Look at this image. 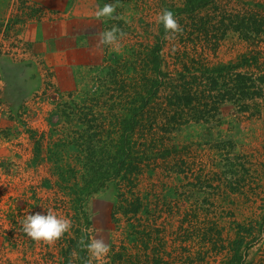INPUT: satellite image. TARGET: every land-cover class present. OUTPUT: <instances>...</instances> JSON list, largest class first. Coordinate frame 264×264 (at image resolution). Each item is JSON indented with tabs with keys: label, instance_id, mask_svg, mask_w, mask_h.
I'll return each mask as SVG.
<instances>
[{
	"label": "rangeland",
	"instance_id": "1",
	"mask_svg": "<svg viewBox=\"0 0 264 264\" xmlns=\"http://www.w3.org/2000/svg\"><path fill=\"white\" fill-rule=\"evenodd\" d=\"M185 1L118 0L123 19L98 20L97 7L117 0H0V264H86L75 239L93 225L111 244L108 264H264V96L174 105L185 75L256 48L264 61V35L246 40L234 27V14L261 11L254 5L264 0L177 14L183 32L165 39L156 15ZM113 25L126 33L121 48L97 47V33ZM249 68L237 71L260 70ZM155 87L145 108L154 128L133 134L138 170L104 182L76 217L74 192L93 168L115 171L120 96ZM21 205L25 214L51 208L72 227L54 244L36 242L15 228Z\"/></svg>",
	"mask_w": 264,
	"mask_h": 264
},
{
	"label": "trees",
	"instance_id": "2",
	"mask_svg": "<svg viewBox=\"0 0 264 264\" xmlns=\"http://www.w3.org/2000/svg\"><path fill=\"white\" fill-rule=\"evenodd\" d=\"M214 1L215 0H186L183 6H177L175 8L173 7L171 11L175 15L187 13L197 16L195 12H198L202 8L207 7ZM252 1L255 2L256 0ZM254 6L261 8V11H256L253 14H249L252 9H250L249 11H247L246 9L244 11H241V13L234 14V17L236 18L235 21L237 22L236 24H234V27L246 40H254L264 35V1H256ZM200 19L202 20V18H199V22ZM193 21H195V19H193ZM160 26L161 35L164 36L166 34L165 30L163 28V25ZM199 27H201V31L204 29V26H202V24H200ZM160 48L161 45L159 43L152 51L154 53V60L157 66L154 68H157L158 70L161 66ZM262 54L263 51L256 48L255 50H252L248 53H244L239 62H234L235 64H219L218 66H214L212 68H206L201 72V75L196 76L194 74L191 80H187L189 74H184V82L186 83L183 87V92H177V101L174 105L176 106V108H180L181 105H183V103L186 101L185 103L190 106L195 103V105H193L195 107L199 106L200 104H202L201 106L207 107L209 106L210 102H212L213 105L216 106L219 103L222 104L228 101L237 103L245 99L253 100L258 97H263L264 61H260L262 60ZM239 67H250L249 70H251L252 67H257L260 70L258 71V73H252L249 71L239 72L237 71V68ZM187 71L190 73L191 69L189 70L188 68ZM154 79H156L153 82L154 85L161 83V81H159L161 78L159 79L158 76H156ZM194 84H198V86H195ZM157 90V87L150 90H145L143 88L134 94L128 92L120 96V100L126 99V102H124L121 106V115L124 116L123 125H125V129H123L122 127L123 132L121 140L120 143L117 144L118 153L112 158V164L108 162L110 166L113 165V168L115 166V171H112V168L109 167L105 168L104 170H98V168L96 169L95 167L93 168L91 172L92 177L87 180V186L84 185L83 187L79 188L78 192H74L77 195V199L79 201H76L77 204L74 205L76 217L80 215V212H82V199H84L87 195L96 192L99 186H102L104 182L113 178H119L122 173L123 174L121 178L127 176L128 179H130V174H134L138 170V167L135 164V160L137 159L136 146L138 145V141L133 140V134L137 129L151 130L154 128V124L157 121L156 116H154L153 113L149 110V115L146 117L145 114L147 113H145V108L150 105L154 96L157 94ZM175 111L177 112L178 110ZM162 112L165 115L166 112ZM146 123H149L150 128L146 127ZM165 130H167V127L165 128ZM147 144L148 142L146 141L144 145L148 147ZM144 157V152L142 151L140 160H144ZM132 205L134 206L131 207V210L134 214H136L137 206H135V204ZM21 206L22 207L20 209L23 212H20L17 219H21L24 215H26L24 212L25 208L23 207V205ZM15 223V228H21V226L17 225V222ZM78 244L79 240L75 239L76 247H79ZM79 251L83 252V250Z\"/></svg>",
	"mask_w": 264,
	"mask_h": 264
},
{
	"label": "clouds",
	"instance_id": "3",
	"mask_svg": "<svg viewBox=\"0 0 264 264\" xmlns=\"http://www.w3.org/2000/svg\"><path fill=\"white\" fill-rule=\"evenodd\" d=\"M118 0L116 3H105L103 6H98L94 15L96 19H111L120 20L122 16L116 14L119 7ZM156 23L163 25L166 36L165 39H175L176 36L183 32V28L175 18V14L169 10L164 9L156 15ZM126 36V33L116 25L110 29L99 31L97 33V47L108 46L115 50L121 48V41ZM101 199L104 201H111L107 195H100L94 200ZM93 200V201H94ZM93 201L91 204L90 219L99 215V212L93 211ZM46 214L42 212L30 211L24 215L18 223L21 230L29 238L36 242H44L46 244H54L61 239L65 233L69 232L72 227L70 218L57 214L53 209L44 207ZM85 235L79 239V246L87 252L86 264H108V256L111 251V244L106 242L104 236L101 234L103 229L97 228L94 225L87 228ZM73 257L77 254L74 251Z\"/></svg>",
	"mask_w": 264,
	"mask_h": 264
}]
</instances>
